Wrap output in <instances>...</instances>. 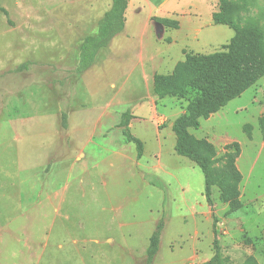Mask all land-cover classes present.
Instances as JSON below:
<instances>
[{"label":"rangeland","instance_id":"obj_1","mask_svg":"<svg viewBox=\"0 0 264 264\" xmlns=\"http://www.w3.org/2000/svg\"><path fill=\"white\" fill-rule=\"evenodd\" d=\"M128 1L124 31L79 72V46L112 0H0V264H205L215 220L219 264H264V78L191 130L218 155L241 146L242 208L230 213L218 186L207 203L202 171L175 152L172 125L194 94L158 99L154 80L173 73L186 34L201 31L185 53L210 55L235 33L214 24L218 0ZM227 1L240 29L264 34V0ZM148 50L173 54L161 74L148 58L146 74L137 67Z\"/></svg>","mask_w":264,"mask_h":264},{"label":"trees","instance_id":"obj_2","mask_svg":"<svg viewBox=\"0 0 264 264\" xmlns=\"http://www.w3.org/2000/svg\"><path fill=\"white\" fill-rule=\"evenodd\" d=\"M218 1L219 11L213 14L214 24L224 25L235 33L230 43L225 46L226 51L210 55L186 53L185 60L176 65L171 75H157L154 83L158 99H184L190 93L194 94L184 113L177 117L172 125L176 136L175 152L190 160L202 171L207 203L213 205L212 188L218 186L221 190V201L227 204L229 212L233 213L242 208L239 190L242 175L236 165L242 152L240 144L229 143L224 146V153L218 155L212 142L206 138H197L191 130H198L202 119L207 120L217 114L264 78V34L257 26L240 29L233 19L238 5L227 0ZM128 6V0H112L111 9L99 22L97 33L85 37L79 46V72L88 70L95 63L98 53L124 31ZM156 21L165 27H179L177 22L167 18H156ZM260 130L264 135V117L260 119ZM251 131L252 126L246 124L244 132L250 139ZM129 141L137 145V157L140 159L142 143L132 136H129ZM161 227L162 220L151 239L150 254L158 249ZM213 230L215 253L205 264H219L220 261L216 220ZM150 259L152 260V255ZM245 264H255V261L249 258Z\"/></svg>","mask_w":264,"mask_h":264},{"label":"crops","instance_id":"obj_3","mask_svg":"<svg viewBox=\"0 0 264 264\" xmlns=\"http://www.w3.org/2000/svg\"><path fill=\"white\" fill-rule=\"evenodd\" d=\"M214 13H215V11H214V5H212V9H211L212 19H213V14ZM182 29H183L182 23L180 22L179 29L176 30V31H179L180 32V31H182ZM195 31H196V34L193 37H190L187 34L185 35V39L186 40L183 39L185 42H182L181 40H179V43H182L181 44V47L178 50L179 51V56H180L181 60L178 61L177 63H179V62H181V61L184 60L185 55H186L185 52H189L191 49H193L192 47H194V48L197 47L196 39H197V36H199L201 34V31L200 30H197V29ZM177 39L175 40L176 43L174 41L172 42L173 44L171 43V46H173V45H179V43H177V41H178ZM180 39H182V38H180ZM183 43H184V45H183ZM132 52H133V47L129 44V53L131 54ZM167 52L168 53H160L159 51H157V52H151V51L148 50L147 51V55H146V57L144 59L143 52L142 51H139V53H138V63L140 65L138 64L137 67L139 66L140 68H142V72L144 74H146V72L144 70L145 69L144 68V66H145L144 62H147L146 58H148V60L150 61V66L155 70V72H157V74H161L159 72L163 68H165L166 66H168V63H170V60H171V58L173 56V54L170 51H167ZM134 70L135 69H132V68L130 69L129 76L132 73V71H134ZM172 70H173V68H172ZM143 106H144V104L141 107H143ZM151 108L152 107L149 106V104H148V110L151 111V113L153 115V111L151 110ZM183 113H184V110L178 115V117L181 114H183ZM239 159L240 158L237 159V163L236 164H237L238 169L240 170V167L238 165Z\"/></svg>","mask_w":264,"mask_h":264}]
</instances>
